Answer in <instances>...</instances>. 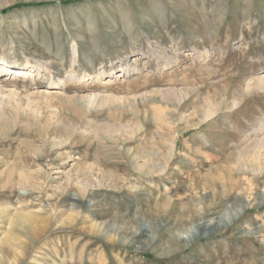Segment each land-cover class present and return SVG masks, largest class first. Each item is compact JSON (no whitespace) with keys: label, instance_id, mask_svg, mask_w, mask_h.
<instances>
[{"label":"rangeland","instance_id":"1","mask_svg":"<svg viewBox=\"0 0 264 264\" xmlns=\"http://www.w3.org/2000/svg\"><path fill=\"white\" fill-rule=\"evenodd\" d=\"M10 1L0 264H264V151L241 152L264 134V0ZM147 37L177 60L157 68ZM74 43L85 78L19 72L66 77Z\"/></svg>","mask_w":264,"mask_h":264},{"label":"bare ground","instance_id":"2","mask_svg":"<svg viewBox=\"0 0 264 264\" xmlns=\"http://www.w3.org/2000/svg\"><path fill=\"white\" fill-rule=\"evenodd\" d=\"M13 1V0H12ZM9 2H11L10 0H5V2L3 4H9ZM91 11V10H89ZM91 15V14H90ZM56 23V22H55ZM130 23V22H129ZM91 24V23H89ZM128 24V23H127ZM129 25V24H128ZM131 25H129L130 27ZM131 32V31H130ZM130 35V42H131V46H134V45H138L139 43V39H138V36L139 35ZM141 38V37H140ZM147 41H148V48L149 50H147L146 52H144L142 50L143 53H145L148 57L152 56L153 60H155L156 64H157V68H163V67H166L170 64H172L174 61L177 60V58L173 55V54H168L167 51L169 49H166L162 46H156V47H152L151 46V38L147 37L146 38ZM60 41V40H59ZM2 46L4 47L3 43L1 42ZM59 44V43H58ZM59 45H57L58 47ZM61 46V45H60ZM63 48V47H62ZM62 48H59L57 49V52L56 54L60 57V60L63 61V53L61 51ZM135 48V47H134ZM139 50H141V48H139ZM195 53V52H194ZM199 55L200 52H196V55ZM70 68L66 70L67 72V75L66 77H59V80L57 81H54V78H53V75H52V64H51V61L49 60H44V59H40V58H33L32 56H26L24 59H23V62L22 63H19V72H23V74H25L24 71L26 72H31V71H38L39 73L41 71H44V75H48L49 79H51V82L55 83L56 86L58 85H65L67 81H70V80H81L83 78L86 77L87 73H84L83 75H81L76 67L79 66V57H80V51H79V47L76 43H74L71 47V55H70ZM65 58V57H64ZM139 58V57H138ZM137 57L135 58V61L137 62ZM8 61V62H6ZM6 62V63H5ZM89 62H93V60H89ZM12 60L10 58H7L2 50L0 49V73L2 72H9L12 68ZM91 65H93V63H91ZM112 66V65H111ZM122 66V65H121ZM134 69H137V66H134V64H127L125 66H122L119 70L117 71H114L113 68H111V72L109 74H112V76H115L114 73H117V72H121L122 74H119V75H116L117 76H121V77H127L125 76L126 74H128L131 70H134ZM15 74V73H14ZM104 74H107L105 73V70L103 71H98L97 74L93 77H95L96 79H100ZM17 75V74H15ZM12 76V74H11ZM11 76H7V73L3 74V76H0V120H8V116H6V112H5V107H4V104L5 103L4 99L6 97H9V96H15V89L14 88H10L9 87V84L6 83L7 80L11 81L13 80V78ZM1 78H4V80H1ZM113 77H107V82L110 83L113 81L112 79ZM253 80L254 81V84L256 82V85H260V86H263L264 87V75H261V76H257L255 77ZM252 82V81H251ZM56 88V87H55ZM170 89V88H169ZM51 93L52 92H56V91H50ZM155 93H158L160 94L163 98H170V96H176L178 94V92L175 90V89H171L169 91H165V90H161V89H156L154 91ZM46 93V92H45ZM42 92V95L45 94ZM49 93V91H48ZM45 94V95H53V94ZM57 94V93H56ZM54 96V95H53ZM95 95L93 94H87V95H84L83 98H86V99H91L94 98ZM95 99V98H94ZM179 99V98H176V100ZM90 100V101H91ZM88 101V100H87ZM112 101V100H111ZM179 101V100H178ZM89 102V101H88ZM90 103V102H89ZM92 103V102H91ZM211 108V107H210ZM212 109V108H211ZM210 109V110H211ZM214 109V108H213ZM212 113V112H211ZM181 114V113H180ZM205 115V114H204ZM190 116L189 115H182L181 116V119L184 120V119H187L188 117ZM207 117V116H206ZM180 120V119H179ZM263 128V127H262ZM259 130V129H258ZM263 130V129H262ZM256 132V130H255ZM262 132V131H260ZM264 132V131H263ZM177 137V136H176ZM178 139V138H177ZM176 139V141H177ZM171 150L175 149L176 147V142L174 145L171 146ZM249 149L251 150H254L255 152H263L264 151V134H256L255 138L252 140L251 139V142L245 146H243L241 152H245L246 150L249 151ZM241 154V153H240ZM242 155V154H241ZM21 178V177H20ZM243 194V193H242ZM243 206V205H242ZM232 209H234L232 207ZM230 209V210H232ZM232 212H230V215H231ZM18 214V213H17ZM30 215V214H29ZM25 216V215H24ZM24 216H17V220H20L21 222V218H23ZM26 217V216H25ZM33 217V216H32ZM228 217H230L228 215ZM29 219H30V216H29ZM32 221L33 218H32ZM37 221V220H36ZM11 223V222H10ZM34 222H32L33 224ZM38 223V222H37ZM26 225V224H25ZM30 225V224H29ZM198 224L197 225H194L193 228H197ZM11 230V229H10ZM187 234L189 232L188 235H190V233H193L194 232V229L192 230H186L185 231ZM8 235V234H7ZM10 235V234H9ZM15 235V234H14ZM13 237V236H12ZM16 237V236H15ZM18 237V236H17ZM16 240H19V239H16V238H10V237H5L3 239L0 240V262L2 261V258H3V249L4 247L7 245V244H11V245H15V241ZM18 243V242H17ZM23 243V242H22ZM21 246V245H19ZM10 247V246H9ZM15 247V246H14ZM12 246V248H14ZM20 248V247H19ZM28 249V248H27ZM16 251H19L20 250H16ZM15 253V252H13ZM16 255V254H15ZM14 256V255H13ZM12 256V257H13ZM15 258V256H14ZM13 260V259H11ZM15 260V259H14ZM15 262V261H14Z\"/></svg>","mask_w":264,"mask_h":264}]
</instances>
